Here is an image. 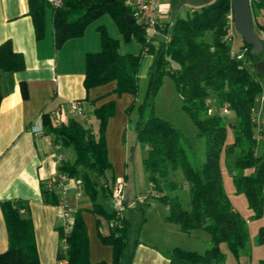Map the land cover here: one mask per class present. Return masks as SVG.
Returning <instances> with one entry per match:
<instances>
[{"label":"trees","instance_id":"trees-1","mask_svg":"<svg viewBox=\"0 0 264 264\" xmlns=\"http://www.w3.org/2000/svg\"><path fill=\"white\" fill-rule=\"evenodd\" d=\"M27 1L38 38L44 34L45 13L49 10L55 47L69 37L81 35L86 25L103 12L111 16L123 38L132 36L139 42L137 52H120L119 38L109 34L105 25L98 24L100 48L86 51L84 55L83 84L86 88L115 79L118 93L128 91L137 97V69L141 57L145 52L152 54L142 95L126 108L127 114L132 109L136 113L135 142L146 145L142 163L152 190L147 196H155L166 205L164 218L177 223L181 230L202 228L209 234V244L203 251L180 246L170 248L169 264H222L225 254L219 248L220 241H225L235 255L245 251L246 219L232 205L224 189L219 155L222 149L226 154L236 151L230 169L235 190L245 194L252 217L262 215L264 110L263 120L255 119V100L264 86V70H258L255 61L264 58V22L257 18L264 13V0L251 2L252 26L263 42L258 55L250 52V44L241 35L242 50H231L225 18L230 8L229 0L191 5L185 14L175 13V8L171 7L173 19L169 38L157 37L156 41L146 36L143 26L135 20L123 0H62L56 6L49 0ZM259 30L263 35L258 33ZM23 66V55L13 49L10 39L1 41L0 99L13 84V72ZM164 75L172 79L181 97V108L196 127V134L204 137L205 158L200 163L191 159V143L181 130L154 113L153 98ZM19 87L25 97V81L20 80ZM224 103L235 115L229 122L232 127L229 142L225 141L227 122L219 110ZM112 111V101L93 109L98 120L95 131L84 120L68 117L66 122L55 123L48 111L41 113L44 132L74 149V158L61 160L57 169L78 178L83 193L91 200L88 209L95 215L98 236L112 246L110 260L89 258L87 233L81 216L84 207L78 206L73 210L70 228H58L59 239L64 237L66 246L63 248L59 242L57 257L65 258L66 264H130L146 217L147 199H136L126 214H119L115 206H108L105 201L111 200L114 182V176L106 173L111 163L104 142L105 120ZM258 135L262 136L260 141ZM175 168L181 170L188 185L186 206L172 193L180 184L169 177ZM56 187L47 188L45 180L40 181L44 201H58ZM128 199L125 196L123 204L126 205ZM0 208L7 231V246L0 251V264H39L32 219L25 213L28 200L4 198L0 200ZM133 208L138 210L137 217L130 212ZM257 241L264 243V222L257 227ZM126 254L128 258L122 263ZM258 264H264V258H259Z\"/></svg>","mask_w":264,"mask_h":264},{"label":"crops","instance_id":"crops-1","mask_svg":"<svg viewBox=\"0 0 264 264\" xmlns=\"http://www.w3.org/2000/svg\"><path fill=\"white\" fill-rule=\"evenodd\" d=\"M159 2L162 7L159 13L161 20L168 19L165 16L167 13L173 18L170 12V0H159ZM92 21L86 25L81 35L69 37L55 47L48 9L45 13L44 34L38 38L35 36L33 21L28 13V1L0 0V42L9 38L13 49L21 52L24 59L23 68L13 72V84L0 99V200L4 198L28 200V210L25 213L32 219L39 264H66L65 258L57 257V247L60 242L58 228L64 227L63 205L71 211L70 222L73 210L78 206L84 207L81 216L87 233L89 258L96 261L110 260L112 257V246L100 240L95 215L88 209L91 200L83 193L77 177L68 176L63 186L56 187L57 202L43 200L40 181L52 176L61 160H72L75 153L71 145L54 140L52 134L44 132L42 111H48L55 123L66 122L68 117L83 121L82 118L86 116L89 120L86 124L95 131L98 120L94 116L93 109L112 101L113 111L107 116L104 124L105 152L111 163L106 173L112 174L114 181L122 177L126 185L125 190L129 189L128 194L131 185L136 189L134 179L131 182L129 179L130 172L131 175L135 173V166L131 164L134 148L139 146L143 150L146 149L144 143L135 142L134 139L136 117L134 109L129 114L126 111L127 106L140 96V91L137 97L128 91L118 93L115 90V79L87 88L83 84L85 52L100 48L98 24L105 25L109 34L119 38L120 52H137L140 44L132 36L123 38L111 16L108 22L97 23L91 26V30L90 28L87 30ZM142 57H145L146 62L141 74L145 76L152 55L145 52ZM141 60L137 69L138 76H140ZM20 80L25 81L27 87L25 97L21 95ZM70 99H78L84 113L72 111L69 107ZM260 118L262 121L263 114ZM37 123L41 125L39 130L33 128ZM129 132L131 139L128 137ZM143 156L141 155L142 158ZM145 172L144 170V174ZM181 177L178 182L188 186L182 175ZM139 190L142 191L134 196L135 199L125 193L126 198L129 199L126 205L123 204V214L129 211L136 199L143 201L151 197L157 199L155 196H147L152 192L148 180L144 188ZM106 204L114 206L112 198ZM232 205L235 207L233 203ZM130 212L133 217L138 216L137 209L133 208ZM166 212L165 205L153 222H148L146 215L139 240L132 251L130 264H169L170 248L183 247L179 243L170 242L168 237L173 233L180 235L193 229L181 230L177 223L164 218ZM203 237L206 248L209 244V234ZM6 246L7 231L0 208V251ZM219 248L225 254L222 264H249V252L241 251L235 255L225 241L219 242ZM127 258L128 255L124 257L125 260ZM259 258H264V255Z\"/></svg>","mask_w":264,"mask_h":264},{"label":"rangeland","instance_id":"rangeland-1","mask_svg":"<svg viewBox=\"0 0 264 264\" xmlns=\"http://www.w3.org/2000/svg\"><path fill=\"white\" fill-rule=\"evenodd\" d=\"M191 8L190 4L184 3L179 8L175 9V13L179 14H185L186 10H189ZM165 16L169 19L170 13L165 14ZM110 15L106 12H103L99 15H97L91 24L87 27V30L91 26L100 23L109 21ZM259 20L264 22V13H260L257 17ZM114 24V22H113ZM110 25V24H109ZM258 33L260 35H263V31L259 30ZM157 37H161L160 34H156L154 36L153 41H156ZM241 44V37L237 30L233 29L230 34V48L232 51L234 50H242V47H240ZM150 53V52H149ZM148 54V53H147ZM150 55H152L150 53ZM146 57V54H144ZM145 57H142L141 65H140V76H138V94L140 91V95H142V92L144 90V87L146 85V75L143 76L141 74L142 70L145 66ZM148 70V68H147ZM264 96V86L262 91L258 94L256 100H255V114L257 120H261V114H262V97ZM139 97V96H138ZM153 110L154 113L162 116L168 120L171 121L172 124L177 126L181 132L183 133V136L186 137L187 141L191 143V151H190V157L193 160L194 163H200L205 158V141L204 137L201 135L196 134V127L191 122L188 115L185 113V111L181 108V97L179 93L177 92L172 79L168 75L163 76V80L161 84L159 85L154 98H153ZM220 113L224 114V120L226 123V131H225V141L229 142L232 139V127L229 124L230 121L234 120L235 115L232 110H228L226 112H223L220 108ZM84 113V111L82 112ZM260 118V119H258ZM85 123L88 124L89 120L86 116L82 118ZM129 139H131V132L128 134ZM262 138L261 135H258V140L260 141ZM133 151V158L131 160V164L133 163L135 166V173L131 175L132 172H130V182L132 179H134V184L136 185V189H133V185L129 184L130 194H128V190H124L127 196H135L136 194H139L142 190H139L140 188H144L145 183L147 182L146 172L144 174V167L142 164V157L141 155L146 154V149L143 150L139 146H135ZM236 155V151H232L231 153L226 154L224 150L222 149L219 155V166L222 176V182L224 189L226 193L228 194L231 203L235 205L237 210L243 215L246 219V224L248 228V237H247V243H246V252L248 253L249 257V264H258V258L260 256L264 255V243H260L257 241V227L259 224L264 222V212L259 217H252L251 216V209L247 204V199L245 197V194L243 192H239L235 190L234 183L231 176V163L234 159V156ZM132 166V165H131ZM169 177L173 178L174 180L180 181L182 179L181 170L179 168H175L174 170L170 171ZM122 178V177H121ZM172 193L176 194L177 197L180 199L181 203L183 205H187L188 197H189V189L186 185H181L175 190L172 191ZM140 200V199H139ZM105 201H108L105 199ZM141 201V200H140ZM149 204L147 207V210L145 212V216L148 217V222H153L158 217L159 214H161V210L164 209V204L153 197L148 198ZM208 235V232L202 228H194L190 232H182L180 235L171 234L168 237V240L172 243H179V245H182L185 248H191L197 251H203V248L205 247V240L203 235ZM146 235V234H144ZM148 236V235H147ZM127 256L124 255L122 259V263H125L126 260L124 257Z\"/></svg>","mask_w":264,"mask_h":264},{"label":"built area","instance_id":"built-area-1","mask_svg":"<svg viewBox=\"0 0 264 264\" xmlns=\"http://www.w3.org/2000/svg\"><path fill=\"white\" fill-rule=\"evenodd\" d=\"M53 5H60L62 0H49ZM124 4L130 7L132 11V16L135 18L137 22H139L145 31V34L148 38H154L156 34H160L163 38H169L170 35V26L173 18L161 20L159 17V13L162 11L161 4L159 0H123ZM252 0H249L251 6ZM226 24L229 28V34L234 29V18L233 11L231 7L225 14ZM241 56V53L238 54V57ZM69 107L72 111L77 113L83 112V106L81 105L78 99H70ZM223 112L230 110L226 103H224L221 107ZM35 130H39L41 128L40 123H37L33 126ZM67 175L59 171L58 169L50 176L45 179V186L47 188H51L54 185L63 186L65 180L67 179ZM125 182L123 178L118 177L112 184L111 187V198L114 202V206L118 209V213L122 214L123 201L125 198V190H124ZM71 211L66 205H63V216H64V228H70V218ZM61 246L64 248L66 246L65 239L62 237L60 239Z\"/></svg>","mask_w":264,"mask_h":264},{"label":"water","instance_id":"water-1","mask_svg":"<svg viewBox=\"0 0 264 264\" xmlns=\"http://www.w3.org/2000/svg\"><path fill=\"white\" fill-rule=\"evenodd\" d=\"M211 0H170V6L177 9L182 4L187 3L198 6L210 2ZM233 11L234 25L239 34L250 44V52L254 55L261 53L263 42L252 26V10L249 0H229ZM131 18V17H130ZM258 70H264V58L255 61ZM262 108L264 110V96L262 97Z\"/></svg>","mask_w":264,"mask_h":264}]
</instances>
